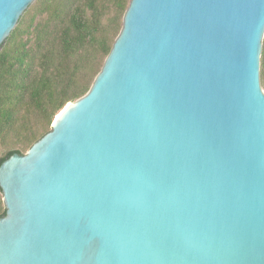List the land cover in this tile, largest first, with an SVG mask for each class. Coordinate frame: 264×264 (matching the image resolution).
Instances as JSON below:
<instances>
[{"label": "water", "instance_id": "water-1", "mask_svg": "<svg viewBox=\"0 0 264 264\" xmlns=\"http://www.w3.org/2000/svg\"><path fill=\"white\" fill-rule=\"evenodd\" d=\"M36 0H0V49ZM264 0H130L89 91L0 165V264H264Z\"/></svg>", "mask_w": 264, "mask_h": 264}, {"label": "trees", "instance_id": "trees-1", "mask_svg": "<svg viewBox=\"0 0 264 264\" xmlns=\"http://www.w3.org/2000/svg\"><path fill=\"white\" fill-rule=\"evenodd\" d=\"M129 2L36 0L25 11L0 49V165L26 154L59 112L89 91ZM5 215L0 188V218Z\"/></svg>", "mask_w": 264, "mask_h": 264}, {"label": "rangeland", "instance_id": "rangeland-1", "mask_svg": "<svg viewBox=\"0 0 264 264\" xmlns=\"http://www.w3.org/2000/svg\"><path fill=\"white\" fill-rule=\"evenodd\" d=\"M262 85V84H261ZM262 89H263V91H264V88H263V86H262Z\"/></svg>", "mask_w": 264, "mask_h": 264}]
</instances>
